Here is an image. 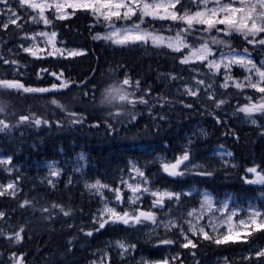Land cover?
<instances>
[{"label":"trees","instance_id":"obj_1","mask_svg":"<svg viewBox=\"0 0 264 264\" xmlns=\"http://www.w3.org/2000/svg\"><path fill=\"white\" fill-rule=\"evenodd\" d=\"M152 23L164 31L171 24L167 21ZM106 25L83 11H76L65 20H54L49 25L57 32L58 43L62 46L84 50L82 55L75 57L33 58L26 53L5 56L3 51L22 42L19 35L30 29L27 24L22 31L12 25L7 30L0 29V56L17 61L5 64L0 60V79L17 80L25 87L49 89L43 93L0 90V103L7 106L0 119L16 125L11 131L0 132V151L9 155L16 166L0 175L17 183L19 189L15 198L0 197V212L6 214L0 219V228L6 235L20 227L25 229L20 243L0 237V264H12V253L23 254L25 264H90L95 255L103 252L108 254L111 264H139L145 259L171 258L177 253L181 254L183 264L196 261L210 264L218 258L225 260V257L229 264H256L255 258L245 260V253L256 245L263 247L264 233H254L248 243L219 246L200 238L194 250L182 249L178 244H161L164 239L181 238L176 229L168 231L150 223L135 227L115 224L93 232L92 236L85 235L97 226L92 221L101 208L100 196L90 194L86 185L99 180L112 188L122 189L121 180L133 173V165L145 170L153 187L176 192L197 189L191 197L183 195L174 207L168 202L171 211L154 209L159 218H163L165 212L184 213L197 207L199 193L204 190L218 201L231 194L241 206L245 205V200H252L264 211V185L245 183V178L252 174L246 172L247 168L264 169V115H253L257 122L249 125L244 122L246 115L238 111L250 102L248 96L258 98L259 93L250 88L241 91L232 85L221 88L216 82V98L226 101L220 108H215L204 92H200L198 98L182 95L177 89L191 80L195 72L189 65L179 63L180 53L156 48L150 43L122 47L110 41L94 40V35L105 34ZM231 42L236 49L248 47L255 61L264 59V49L252 48L241 37L234 36ZM169 74L180 79L172 80ZM232 75L243 80L247 74L235 69ZM126 76L140 82L138 90L129 88V91L135 90L137 96L148 93L145 96L149 101L147 105L138 104L131 109L136 115L134 121L127 113L108 116L109 108L99 103L104 90ZM64 82L68 86L61 88ZM53 100L83 114L86 119L80 124L70 123L71 118L51 103ZM185 104L193 107H185ZM33 113L49 120V124L17 125L20 115ZM217 119L222 123H217ZM97 123L99 127L94 126ZM109 123L114 130H109ZM197 125L203 127L204 133L191 136ZM216 146H223L232 153L228 162L213 155ZM185 150L191 154V161L202 167L189 169L181 177L168 176L158 157L174 161ZM80 152L84 153L86 162L83 171L67 170L53 186L40 181L45 170L35 167L46 161L72 162ZM201 171H209L212 175H198ZM126 194L124 191V197ZM24 200L32 203L20 207ZM150 202L148 196L142 198L144 208ZM53 204L70 209L71 215L64 216L58 208L52 209ZM45 207L51 209L52 219L46 218L49 213L40 211ZM135 207L129 205L127 209ZM122 209L126 208L119 206L118 211ZM118 240L136 247L121 257L114 247ZM192 251L196 252L195 257L190 254Z\"/></svg>","mask_w":264,"mask_h":264},{"label":"snow or ice","instance_id":"obj_2","mask_svg":"<svg viewBox=\"0 0 264 264\" xmlns=\"http://www.w3.org/2000/svg\"><path fill=\"white\" fill-rule=\"evenodd\" d=\"M20 9H23L24 15L32 21V23H40L49 26L54 20H65L70 15H75L76 11H83L90 13L95 17L97 22H106L110 31L104 35L96 34L93 39H102L110 41L113 45L129 46V45H148L156 48H168L173 52L180 53L179 63L182 65H196L208 69V73L213 76L222 75L223 83L221 87L227 88L231 85L236 89L243 91L246 88L254 90L259 93L258 98L248 96L247 99L251 102L245 104L238 109L239 112L244 113L248 117L259 113L264 115V61L257 64L252 59V53L248 47L238 52L233 47L231 39L234 36L241 37L247 45L252 48L264 49V0H16ZM192 7H188V5ZM0 5L5 6V11H0V16L7 14L6 21H0V27L7 30L10 25H14L17 29L23 30L24 25L19 21L24 19L20 15L18 9L12 7L10 0H0ZM34 10L36 15H31L28 10ZM72 12L69 13L68 10ZM47 13V14H46ZM119 21H129V24L117 26ZM153 21H169L167 31L173 32V25H175V32L173 35L165 36L163 29H158L153 25ZM200 35L197 36L196 34ZM207 34V35H204ZM36 36L45 37V43L51 45L54 52H48V55L61 54L64 52L58 48L56 37L57 32L41 31L35 33L32 37L25 34L23 39H36ZM189 37L193 40L189 42ZM24 52L36 56L37 53L33 51V46L20 45ZM225 49L227 51H225ZM44 51V49H41ZM218 53V55H217ZM82 51L67 50L66 55L75 57L82 55ZM0 60L5 64H16L17 61H9L0 56ZM233 66H239L247 73L243 80H238L231 75ZM192 71L199 70L192 68ZM55 75V73H53ZM62 75V74H61ZM170 79H180L177 75L169 74ZM59 79V77H57ZM192 84H185L183 87V94L198 98L200 92L203 90L206 93L207 100L211 101L215 108H220L226 103L223 99H217L214 92H208L212 88V84L206 85L204 79H197L192 77ZM140 82L132 81L129 77H125L122 81L113 82L102 93L100 105L109 108L108 116L117 117L127 113L131 120H136V115L131 109H134L138 104L147 105L149 101L145 95H136L139 89ZM67 82L60 85L61 88H66ZM56 88V85L52 86ZM129 88L135 89L129 91ZM0 90H23L25 93H43L49 91L45 88H31L25 87L24 84L17 80L0 79ZM150 91V90H149ZM87 95V94H85ZM165 99V98H161ZM255 101V102H252ZM51 103L56 104L62 111H65L71 118L70 123H83L86 117L83 114L77 113L67 108L66 105L59 104L58 101L53 100ZM183 103V101H181ZM185 107H193L192 104H185ZM7 106L0 103V114L6 113ZM115 109V111H112ZM163 118V117H161ZM217 123H222L219 119ZM253 124L256 120L251 121ZM24 123H34L40 126L42 123L47 125L49 120L42 119L34 113L30 115H20L17 120V125ZM59 123V122H57ZM107 123V121H105ZM16 125H11L6 120L0 119V132L11 131ZM99 127V123L94 125ZM109 130H114L112 125L107 124ZM223 147V146H221ZM227 156H232L231 152L226 153ZM0 164H11V157L7 159H0ZM202 167L196 165L191 161V154L185 150L180 156L174 158V162H165L162 164L163 171L171 177H181L186 174L190 168ZM259 166L249 167L246 169L247 173L255 175V179L245 178V183L264 185V169L258 170ZM132 171L135 176L130 179L133 181L121 180V184L125 185L127 190L131 193L127 197V203L136 205L135 208L117 210V207H110L106 202L104 208L99 210L98 214L94 216L92 223L97 225L92 230L85 232V235L92 236L93 232H99L106 226L115 224H123L129 227L137 225H146L150 223L156 228L163 227L168 231L176 229L178 231L180 240L164 239L160 243L164 245L178 244L182 249H196L198 247L199 239L209 241L216 245H228L236 243H248L249 238L254 233H264V212L259 209L251 208L246 218L237 219L236 210H229L227 202H221L217 207L213 198L204 193L203 200L200 204V209L192 208L187 211L186 216L192 219H184L183 223L176 220L169 219L165 222L159 218L157 212L149 209L142 210L140 202L144 194H149L153 197L152 208L165 209L171 211L168 202L175 201L179 203L183 195H191V193H181L168 190H153L148 187V177L139 167L132 166ZM58 171H52L51 175H58ZM202 176H211L209 171H201L197 173ZM51 184L52 181H49ZM89 190L95 189L96 193L102 199L107 200L102 189H107L114 193L115 201L118 205L125 203L124 192L120 187L112 188L107 184L101 183L97 180L95 183L87 184ZM18 184L10 182L7 185H0V197L10 196L15 198L18 192ZM32 202L24 200L20 207L30 205ZM52 209H59V212L64 216L71 215V210H65L61 205L53 204ZM40 211L49 213L47 219H52L51 209L42 208ZM205 212L208 215V223L200 224L199 221L205 218ZM221 213L216 216V213ZM227 213V215H225ZM6 214L0 212V219H3ZM195 221V222H194ZM215 221H220L221 224H227V230L219 231V225ZM188 227L185 228L184 225ZM211 228L212 234L207 231ZM25 229L20 227L18 231L11 235H6L4 230L0 228V237H4L13 243H20L23 240ZM81 231H84L81 229ZM192 237H196L194 240ZM116 247L121 249L120 255L124 257L125 254L130 253L135 249V244H125L123 241H116ZM193 257L196 252L190 253ZM255 258L256 264H264V248L255 250V256H246L245 260L252 261ZM12 264H25L23 254L12 253L10 256ZM183 264L181 254L177 253L171 258H165L161 261H140L139 264ZM92 264H96L95 261ZM100 264H111L110 257L107 253L100 260ZM195 264H199L196 261ZM225 264H229L228 258L225 257Z\"/></svg>","mask_w":264,"mask_h":264},{"label":"rangeland","instance_id":"obj_3","mask_svg":"<svg viewBox=\"0 0 264 264\" xmlns=\"http://www.w3.org/2000/svg\"><path fill=\"white\" fill-rule=\"evenodd\" d=\"M10 3H11V5H12L13 8L19 10L21 16H24V19L20 20L19 22L22 23L24 26H26V24H27V26L29 27L30 31H28L26 33H22L21 35H19V39L20 40H23L24 42L22 41V42H19V43H15L14 45H10L7 49H5L3 51V53L5 54V56H14V55H16L18 53H26V52L23 51V49L20 47V45H24L26 47L33 46V51H35L37 53V55L36 56H33V55L29 54V53H26L30 57H33V58L48 57V56H51V57L67 56L66 55L67 50H77V51L84 52V50H82V49H69V48H65L60 43H58L59 41L57 40V37H56V42H57V45L56 46L58 48H60L64 52V54L63 55H61V54L48 55L47 53L48 52H54V49L51 47V45L45 43V40H46L45 37L36 36V39L35 40H33L31 38H29V39H23L22 37H24L25 34H27L28 37H32L35 33H39L41 31H45V32H49L50 33L53 30H51L49 28V26H45L42 21L40 23H32V21L30 19H28L27 16L24 15L23 9H20L19 5L16 3V0H10ZM0 11H5V6L0 5ZM28 12L31 15H36V12L34 10L29 9ZM68 12L71 13L72 10L69 9ZM6 20H7V14L0 16V21H6ZM153 22H155V21H153ZM167 22H169V21H167ZM129 23H130L129 21H119V22H117V26L126 25V24H129ZM12 26H14V25H12ZM175 27H173L174 28L173 29V32L169 33L167 31V29H166L165 31H163V34L165 36H167V35H173L174 32H175ZM0 29L4 30L2 27H0ZM105 29H106L105 33H107L108 31H110V29H109V27L107 25H106V28ZM196 35L199 36L200 34L197 33ZM204 35H207V34H204ZM192 40H193V37H189V42H191ZM41 49H44V51H41ZM160 49H165V50H168V51H172V50H170L168 48H163V47L160 48ZM225 51H227V50L225 49ZM237 51L238 52H241L242 50L237 49ZM217 55H218V53H217ZM252 59H253V57H252ZM261 61H264V59H260V60L255 61V62L257 64H259ZM189 66L191 68L194 67V68H196V69L199 70V73H200L199 75H197V72H195V76H196L197 79H204L206 85L209 84V83L212 84V88L211 89H208V92H215L214 84L216 82H217L216 85L219 86V87H221V84L223 83V76L222 75L213 76L210 73H208V69L206 67H202L199 64L189 65ZM235 69L244 70L243 68H241L239 66H233L232 71H231V75L233 74V71ZM19 75H20V73H19ZM192 83H193V81L191 79L189 81H186L184 84L180 85L179 88L177 89L178 93H180L182 95H185V94H183V87H184V85L185 84H192ZM230 86H231V82H230ZM221 88H223V87H221ZM201 92H204L205 93V91H203V90ZM248 103H250V102H248ZM254 115H259V113H256ZM253 119H255L254 116H252V117L246 116L244 118V122L248 123L249 125H255L256 123L253 124L251 122ZM202 133H204L203 127L200 126V125H197L196 128H195V130H194V132H193V134L191 136H194L196 134H202ZM227 152L228 151L225 150V148H223L221 146L214 147L213 148V151H212V153H213L214 156H216L217 158L221 159L225 163L228 162L231 159V156H227L226 155ZM9 157H10L9 155H7L6 153L0 151V159H7ZM158 160L162 164L165 163V162H168L162 156L158 157ZM169 162H174V161H169ZM193 163L196 164V165H199L198 163H195V162H193ZM162 164H161V166H162ZM85 167H86L85 156H84V153L80 152L79 155H78V157H77V159L73 160L72 162H67V163L61 164L58 161H46V162H43L41 165H39V166H37L35 168H42V169H44L45 170V176H44V178H41L40 181L43 182V183H46L48 185L53 186L54 184H56L58 182V180H60L62 178L63 173L66 172L67 170H72V171H75V172H81V171H83L85 169ZM13 168H16V166L14 165V163L12 162V159H11V164H0V173L3 172V173H6L7 174V172L11 171ZM140 169L145 172V170L143 168H140ZM190 169H193V168H190ZM52 171H58L59 174L53 176V175H51V172ZM135 175L136 174L133 171L132 174H130L129 176H127L125 178V181H128L129 183H132L133 181L130 178L133 177V176H135ZM255 178H256L255 175L254 174H251V176L249 178H247V179H255ZM49 181H52V183L50 184ZM10 182H12V181L9 180V179H7V180L6 179H3V177L0 175V185H7ZM254 185H260V184H254ZM147 186L150 187V188H152L153 190L159 189L161 191H163V190L172 191V190H169V189H166V188L153 187L151 185V181L150 180H149V184ZM122 190H123V192L125 191L127 193L125 195V197H126L125 203L122 204V205H118L117 202L115 201L114 193L113 192L108 191L107 189H102V191L104 192V196L107 198V200H104V199L101 198V196L99 194L96 193L95 189H92V190H89L88 189V191L90 192V194H92V195H99L100 196V198H101V208L99 210H102L104 208V205H105L106 202L108 203V205L110 207H113V206L117 207V210L119 209V206L120 207H124V208L127 209V207L130 205V204L127 203V197L131 193L127 190V188H126L125 185H122ZM174 192H176V191H174ZM181 193H191V195H184L186 197H191V196H193V195H195L197 193V189L196 188H190V189L183 190ZM204 193H208L213 198V200H214V202H215V204H216L217 207L220 206V203L221 202H227L228 205H229V210H233V209L236 210L237 217L234 218V221L237 220V219L246 218L248 216L249 211H250L251 208L259 209L260 211L264 212L260 208V206L257 205V203L256 202H253L252 200H245V205L241 206V205L238 204L239 201L237 200L236 197H234L231 194H228V195H226V197L224 199H222L221 201H218L213 195H211L210 192H208L206 190L201 191L199 193V195H200V199H199L200 204H201V202L203 200ZM145 196H148L149 197V200L151 202L148 204V207L147 208H144L145 205L141 201L140 202V205H139L140 208L142 210H149V209L154 210V208H152L153 197L151 195H149V194H144L142 198H144ZM172 203H173L172 204L173 207L177 204L175 201H172ZM200 204L197 207H195V208L199 210L200 209ZM191 209H189V210H191ZM157 210H161V209H157ZM189 210H187V211H189ZM187 211H185L184 213H172V214H168V212H165L166 214L164 213L162 215L163 218H161V219H163L165 222H167L169 219L176 220L177 218H179V222L180 223H183V220L184 219H192L191 217H187L186 216ZM208 215L209 214L207 212H205V218L203 220L199 221V223L200 224H207L208 223ZM220 215H221V213H219V212L216 213V216H220ZM225 215H227V213H225ZM215 222L219 225V231L220 232H224V231L227 230V227H228L227 224H221L220 221H215ZM184 227L187 228L188 225L185 224ZM161 228H163V227H161ZM163 229H165V228H163ZM206 230L209 231L210 234H212L211 228H207ZM176 232L178 234V231H176ZM114 247L117 248L116 247V243L114 244ZM261 248H264V245H263V247H261L259 245H256V246L250 248L245 253V256H255V250H258V249H261ZM117 250H119L121 252V249L117 248ZM104 254L105 253L103 252V253H99V254L95 255V258L93 259V261H95L96 264H100V260L104 256ZM144 261L153 262V261H161V260H146L145 259ZM92 262L90 264H92ZM210 264H225V260H224V258H218V259H215Z\"/></svg>","mask_w":264,"mask_h":264}]
</instances>
